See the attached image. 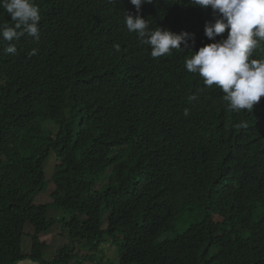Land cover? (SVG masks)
I'll list each match as a JSON object with an SVG mask.
<instances>
[{
  "label": "trees",
  "instance_id": "16d2710c",
  "mask_svg": "<svg viewBox=\"0 0 264 264\" xmlns=\"http://www.w3.org/2000/svg\"><path fill=\"white\" fill-rule=\"evenodd\" d=\"M36 2L39 43L12 41L15 56L0 44V264H264V97L228 110L223 93L184 66L214 42L204 35L212 9ZM127 14L151 30L195 34V47L154 59ZM251 58H264V45ZM50 156L47 206L37 199ZM56 225L68 242L46 259L39 236Z\"/></svg>",
  "mask_w": 264,
  "mask_h": 264
},
{
  "label": "clouds",
  "instance_id": "9594fccd",
  "mask_svg": "<svg viewBox=\"0 0 264 264\" xmlns=\"http://www.w3.org/2000/svg\"><path fill=\"white\" fill-rule=\"evenodd\" d=\"M130 3L139 12L142 4L152 3V0H130ZM189 3L212 9L215 19L205 24L204 35L214 42L196 51L190 50L192 55L185 58V69L198 74L205 86L218 88L228 110H252L264 97V58H251L253 50L264 45V0H189ZM0 9L12 21L11 25L8 22L0 24V44L8 43L6 53L17 55V47L11 42L21 38H31L39 43L41 15L36 0H0ZM125 25L129 32L137 34L141 44L149 46L154 59L171 55L173 50L184 51L190 43L195 47V34H176L159 27L151 30L148 20L140 15L127 14ZM226 30L227 36L223 38ZM113 47L120 51L119 45ZM37 52L38 49L34 48L30 55ZM189 99L196 100L197 97L193 95ZM184 115L188 116L189 110L185 109ZM54 191L55 185L50 194L52 202ZM84 242L89 246L87 241Z\"/></svg>",
  "mask_w": 264,
  "mask_h": 264
},
{
  "label": "rangeland",
  "instance_id": "374dc122",
  "mask_svg": "<svg viewBox=\"0 0 264 264\" xmlns=\"http://www.w3.org/2000/svg\"><path fill=\"white\" fill-rule=\"evenodd\" d=\"M56 158H50L46 160L45 162V176H46V182L47 184L45 185L43 191L39 194V197L37 199V202L42 205H53V202L50 201V194L53 192V184L50 182V178H52V173L54 172V162ZM2 161H0L1 163ZM53 163V165H52ZM48 215L53 216L54 218H58L60 216V212H56L55 208H52L48 211ZM27 234H33L34 230L31 226L27 227L26 229ZM61 228L59 226H53L50 228L48 232L45 234H42L40 237V240L45 242L47 244V248L45 249V258L46 259H52L56 252L61 249L66 242H68V239L64 238L61 236ZM31 247V239L26 238L23 241V248L25 252H29ZM83 252V249H81ZM105 252V248H104ZM107 257H111L112 255L107 254ZM115 256V254L113 255ZM117 257V256H116Z\"/></svg>",
  "mask_w": 264,
  "mask_h": 264
},
{
  "label": "water",
  "instance_id": "95a60500",
  "mask_svg": "<svg viewBox=\"0 0 264 264\" xmlns=\"http://www.w3.org/2000/svg\"><path fill=\"white\" fill-rule=\"evenodd\" d=\"M19 264H38V263H35V261H33L32 259H26L24 261H21V263Z\"/></svg>",
  "mask_w": 264,
  "mask_h": 264
}]
</instances>
